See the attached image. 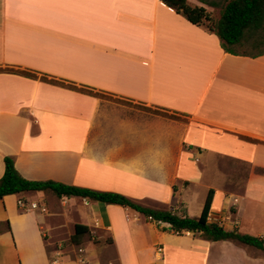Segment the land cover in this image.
<instances>
[{"label": "crops", "instance_id": "0c3cea01", "mask_svg": "<svg viewBox=\"0 0 264 264\" xmlns=\"http://www.w3.org/2000/svg\"><path fill=\"white\" fill-rule=\"evenodd\" d=\"M97 92L185 121L113 114ZM4 156L26 179L112 191L188 216L184 194L208 170L223 172L209 159L245 163L239 194L223 188L222 175L207 181L208 221L264 238L239 220L240 200L264 208V54L225 52L215 33L161 0H0V177ZM19 198L37 206L19 208ZM130 211L153 230L150 243ZM77 223L110 237L117 264H264L253 246L176 234L117 204L42 191L0 199V247L15 264H74L61 244L72 243Z\"/></svg>", "mask_w": 264, "mask_h": 264}, {"label": "trees", "instance_id": "16d2710c", "mask_svg": "<svg viewBox=\"0 0 264 264\" xmlns=\"http://www.w3.org/2000/svg\"><path fill=\"white\" fill-rule=\"evenodd\" d=\"M175 12L183 15L189 22L204 26L215 33L225 52L234 55L256 57L264 54V0H201L203 3L218 7V16L203 6H192L187 0H161ZM26 75H33L25 72ZM4 171L0 177V199L8 194L23 192H49L57 197L77 196L105 204H117L131 208L156 223H167L168 229L176 234L197 233L210 241L229 240L240 245L253 246L264 252V238L235 229L226 230L216 222H209L213 189H209L201 213L197 217L179 215L172 208L156 209L133 202L127 196L112 192L69 185L59 181L30 180L22 177L14 166L11 156H4ZM89 232L86 225L77 223L71 242L81 243L82 236Z\"/></svg>", "mask_w": 264, "mask_h": 264}, {"label": "rangeland", "instance_id": "374dc122", "mask_svg": "<svg viewBox=\"0 0 264 264\" xmlns=\"http://www.w3.org/2000/svg\"><path fill=\"white\" fill-rule=\"evenodd\" d=\"M212 15L214 17L218 16V11L212 13ZM95 94L101 99V106L105 107L113 114H118L120 116L133 119H147L157 117L164 120L168 119L177 122L185 121L184 117L175 113H171L170 111L158 109V107L137 103L128 99L109 95L107 93L97 92ZM212 161L215 163V165L210 163ZM208 163H210L209 166H216V168L221 169L223 172H213V175H211V170H208L207 173L204 174L203 179L197 185V187L184 194L185 198H187V201L185 200L186 208L188 210V214L191 216L199 215V208L206 193L205 188L207 186V181L212 176L215 178L219 175H222L224 178L223 188L228 192L239 194L242 192L243 183L250 170V166L248 164L236 163L232 160L216 158L215 161L213 159H209ZM233 200L235 201L236 198ZM240 202L244 204V211L239 219L242 224L241 230H243V232H247V230H250L252 227V224H254L255 232L258 230L264 234V208L253 203H245L243 200H240ZM231 207H228V210L226 211L227 214L224 213L225 215H222L224 217L221 219L222 223H226L231 220ZM48 209L49 207H47V210ZM128 213L130 214V224L135 228L137 227L136 225L140 226L145 233L144 239L150 243V235L153 234L151 227L145 224L142 225L141 222L136 221L137 219L132 217L131 211ZM252 214L257 215L252 218ZM108 244H110V237L102 230L93 228L91 231L82 236L80 244L75 245L70 243V241H66L62 242L61 248H64V254H68L75 261L74 264H117L112 256H108L109 254L106 251L108 248L106 246H108ZM261 252L264 255V252ZM0 262H4L5 264H15V260L12 257L11 251L4 250L0 247Z\"/></svg>", "mask_w": 264, "mask_h": 264}, {"label": "built area", "instance_id": "2783aa9c", "mask_svg": "<svg viewBox=\"0 0 264 264\" xmlns=\"http://www.w3.org/2000/svg\"><path fill=\"white\" fill-rule=\"evenodd\" d=\"M235 201H236V200H235ZM17 206H18L19 208L24 209V210H28V209H30V208H35L37 205H36V203H34V202L29 203V204L27 205V203H26L22 198H19V199L17 200Z\"/></svg>", "mask_w": 264, "mask_h": 264}]
</instances>
